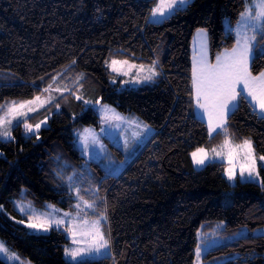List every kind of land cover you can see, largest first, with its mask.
Instances as JSON below:
<instances>
[{"label":"trees","instance_id":"trees-1","mask_svg":"<svg viewBox=\"0 0 264 264\" xmlns=\"http://www.w3.org/2000/svg\"><path fill=\"white\" fill-rule=\"evenodd\" d=\"M153 6L154 0H0V104L44 93L53 77H62L70 89L41 112L50 114L49 125L38 135L24 134L19 123L15 139H0V236L36 264H73L64 255L69 237L56 228L32 232L8 213L24 218L14 208L18 199L73 208L77 198L68 178L76 168L84 172L81 197L107 211L112 238L113 258L88 264H195L202 228L224 221L222 232L234 233L264 224V166H259L260 182L238 178L232 184L225 162L196 168L190 156L225 137L219 131L210 138L207 122L194 111V33L208 30L214 60L236 44L234 25L245 0H191L160 23L150 19ZM262 50L264 39L258 38L254 74L264 69ZM112 57L157 60L160 76L154 83L120 89V81L111 83L113 73L105 63ZM80 74L85 77L77 83ZM88 85L101 92L103 102L136 113L154 128L119 175L106 174L75 144L79 128L100 127L97 109L75 98L76 92H89ZM227 130L238 141L250 138L264 155V118L248 99L241 97L229 114ZM89 184L94 191L87 190ZM205 259L264 264V234L222 244ZM0 264L10 263L0 257Z\"/></svg>","mask_w":264,"mask_h":264},{"label":"snow or ice","instance_id":"snow-or-ice-1","mask_svg":"<svg viewBox=\"0 0 264 264\" xmlns=\"http://www.w3.org/2000/svg\"><path fill=\"white\" fill-rule=\"evenodd\" d=\"M191 0H154V6L150 10V19L153 23H160L163 19L168 18L170 14L178 10L185 9ZM246 7L240 13V19L237 21L238 31L236 44L231 49H225L223 52L216 55L215 62L211 63L207 54V30L198 29L197 37L199 38V51L193 56L191 69V85L192 93L195 100V107L201 110L200 115L207 118V131L211 138L214 133L222 131L225 135L223 143L217 148H212L209 152L204 147H197L190 153L194 165L203 166L210 162L215 157H222L227 150L229 168L226 169L227 178L234 180L236 177V159L240 157L239 175L242 179L251 180L258 176L257 159L264 162V155L258 158L255 155L252 140L244 139L243 142L235 146L236 151H233V145L228 139L227 118L230 112H233L238 107V98H250V104L254 109H259L261 118H264V71L258 75H253L250 70V61L254 56V48L257 43V38L264 39V0H245ZM242 29V31L240 30ZM264 51V50H262ZM75 64V61H72ZM113 72L123 75H129L131 69H136L135 77L131 82L141 83L152 81L159 75L157 71L158 61L153 60L150 65L130 64L129 61H117L113 59L111 63L105 62ZM121 64L124 69L118 68ZM83 74L77 79V83L82 80ZM43 79V78H41ZM55 82L56 77H53ZM130 81H125L128 83ZM51 85L44 89L45 92H50ZM65 91L67 89H64ZM56 91H61L57 89ZM246 93V96L244 95ZM76 99H83L82 96H76ZM54 97L49 96L47 99H41L40 96L34 97L32 100L25 101H8L0 104V138L11 137V127L15 121L17 126L23 122L24 128L29 133H37L41 125L46 122L40 121L35 126L27 122L29 113L36 112L38 107H44ZM85 104L98 105L103 113V118L108 121H123L126 119L115 113V110L106 104H101L100 100L95 102L86 100ZM59 107V105H57ZM118 126V125H117ZM136 127L144 131L148 130V125L142 122H136ZM103 131V129H102ZM88 135H81L82 147L84 150L89 148V145L99 143L98 138L90 129H85ZM141 133H134V136H139ZM127 144V141H125ZM102 148V146H101ZM264 166V163L261 164ZM70 181L72 177L68 178ZM264 188V183H261ZM80 190L76 189L77 203L75 205L76 214L66 212L59 218H36L29 216L28 227L38 231L47 232L53 227L61 230L65 225L67 218L68 226L63 227V231L69 237L71 243L64 249L65 257L69 258L73 264H88L86 258L93 256H103L104 258H113L111 251V233L106 234L104 230V222L108 217L106 211L99 212L94 220L83 219L80 215L85 209H96V203L84 201L79 195ZM83 204V208H82ZM30 207V206H29ZM2 209V206H0ZM19 211L24 212L25 208L21 205ZM21 220L19 223H23ZM240 235V234H234ZM203 247L197 244L195 256L197 264L203 254ZM0 255L12 261L13 264H23L20 257L15 252H10L4 242H0Z\"/></svg>","mask_w":264,"mask_h":264},{"label":"rangeland","instance_id":"rangeland-1","mask_svg":"<svg viewBox=\"0 0 264 264\" xmlns=\"http://www.w3.org/2000/svg\"><path fill=\"white\" fill-rule=\"evenodd\" d=\"M227 24H229L228 20H227ZM203 29H205V28H203ZM240 30L242 31V29H240ZM237 31H238V26L236 23L234 25V32H235L236 38H237ZM207 36H209L208 30H207ZM258 38H257V41H258ZM207 43H209L208 40H207ZM194 50L199 51V39H198V37H196V39L194 41ZM113 59H115L117 61L127 60V61H129L130 64H137V65L143 64L145 66H148L151 64V62L150 63L140 62V61H136V60L129 59V58H119V57H112L107 62L111 63V61ZM251 64H252V60L250 61V70L252 72ZM107 66H108V64H107ZM117 67L122 68V71L127 70V69H124L121 64H118ZM109 69L113 73L112 77L110 78L111 83L117 84L120 81L119 82V84H120L119 88L120 89L138 88V87H141V86L148 84V83L149 84L154 83L155 81L158 80V77L160 76V73H161V66H160V63L158 61L157 71L159 72V75L156 76L154 78V80L147 81V82H141V83H135V82H131V81H132L133 77H135L136 69H131V71L129 72V75H127V76L123 75L122 72L120 74H118L117 72H113L111 68H109ZM254 75H257V74H254ZM83 77H85V76L83 75ZM125 81H130V82L125 83ZM88 86H89L88 87L89 92H85V94H84V92H83V94L76 92V94L78 96H82L83 99H85V101L90 100V101L95 102L96 100H100L101 104L108 105L110 108L115 110L116 114H118L122 117H125L126 119H124L123 121L112 120V121L106 122L105 119L103 118V113L100 111V107L98 105H95V103L88 104V105L93 106L97 109L98 114L100 116V127L90 125V126H83V127L79 128L76 131L75 144L81 150V153L83 154V156L86 157V159H88L89 161L93 160V161H97L98 163H100L101 167L104 169L106 174L119 175L124 170V168L127 166V164L136 156V154L138 153L140 148L142 146H144L145 143H147V141L151 138V136L154 132V128H153V126L149 125L144 120H142L139 117V115H137L136 113L123 112V111L119 110L118 108H116L114 105H112L110 103L103 102L101 100V92L95 88H92L90 85H88ZM57 89H61V91L58 92V91H56ZM64 89H67V90L65 91ZM68 92H70L69 85L66 82L62 81V77L58 76L56 78L55 82L51 85L50 92H44V93L38 95L41 97L42 100L47 99L49 96L54 97V99L51 100L48 104H45L44 107H42V108L38 107L36 112L29 113L28 117L26 118L27 122L29 124L35 126L40 121L45 120V117H47L46 122L44 124H42L40 129L38 130V134L43 127H46L49 125L50 114H43V113L41 114V112H43L49 105H51L55 100H57L58 97L66 94ZM32 99L33 98L28 99V100H32ZM13 101H16V100H13ZM17 102H19V101H17ZM0 114H2V113H0ZM205 118L204 119L202 118V119L205 120ZM227 121H228V118H227ZM136 122H142L143 124L148 125V130L144 131L141 128H137ZM21 123H22L24 134H26V135L37 134L35 132L34 133L27 132L24 128L23 122H21ZM16 126H17V124L14 121L13 125L11 127V137L10 138H0V139H3V140L15 139L16 135L14 134V128ZM85 129H90L91 132L94 133L99 140V143L96 145L90 144L89 148L87 150L83 149L82 140H81L82 134L88 135V133H85ZM102 129H103V131H102ZM137 132H139L141 134L139 136H134V133H137ZM215 135H216V133H214L212 137H214ZM229 135H230V133H229ZM229 135H228V139L231 141V143L233 145V151L235 152L236 151L235 146L239 145L241 143H238L237 141H235L233 138L230 137L231 135L230 136ZM247 139H249V138H247ZM125 141H127V144H125ZM223 141H215V143H213V145H211V147H204V148L206 150H208L209 152L211 151L212 148H217V150L219 151L220 150L219 146L223 143ZM242 142H243V140H242ZM101 146H102V148H101ZM253 147L255 150V155L258 158L260 156V154L257 153L255 146H254V143H253ZM213 161H222V162L226 161L225 163H227V168L230 167V165L228 163V155H227L226 149H225V155L224 156L215 157L210 162H213ZM258 161H259V159H257V162ZM241 162L242 161H241L240 157H237V159H236V164H237L236 177L234 180H229L232 184L236 183L238 176L240 177V175H239V163H241ZM262 163H264V162H262ZM205 165H203V166L195 165V167L196 168H202ZM76 170H74V171L72 170L73 172L71 173V176H70V177H72V180L70 181L68 179L69 188L72 191H74L75 194H76L77 188L79 190H81V187H82V176L81 175L84 174L83 171H80L77 168H76ZM257 171H258L259 175L253 177L252 179L254 181L260 182L261 181V175H260L259 166H257ZM226 175H227V173H226ZM87 190L89 192L94 191L93 185L89 184ZM96 190L97 189L95 188V191ZM89 194H91V193H89ZM79 195H80V192H79ZM76 198H77V195H76ZM77 200H78V198H77ZM83 200L88 201V202H93L90 199L83 198ZM97 202L98 201H96L95 203H97ZM76 203H77V201H76ZM76 203H75V205H76ZM14 204H15L14 208L19 213L24 215V218H18L12 213H8L9 216L12 217L17 222L23 220L24 222L21 224L25 225L26 227H28V224H29V220H28L29 216H33L34 219H36V218L43 219V218H47V217L59 218V217H62L63 214L66 212H71V213H73V215L76 214L75 206L73 208H65V207H62L58 204L49 203V204H47L46 207H40V206L35 205L31 201H27V200H23V199L15 200ZM21 205L25 208L24 212L19 211V207ZM82 208H83V204H82ZM104 211L99 209V207L96 204L95 211L93 209L88 208V209H85L84 211H82L80 213V215L83 219L94 220L96 218V215L99 212H104ZM96 212H97V214H93ZM106 215L108 217L107 211H106ZM65 220H66L65 225L62 226L61 229H63V227L68 226L67 218H65ZM224 227H225V222L220 221V222L216 223L211 228H202L200 230V232L198 234V244H200L203 247L204 251H203V254L200 258L199 264H221L224 262V260L205 259V255L210 250H212V249H214V248H216L222 244L232 242V241H234L240 237L246 236L250 233L264 234V224L258 226L255 229H251L248 226H243L237 232H234V233L222 232ZM53 228H55V227H53ZM28 229L32 232H35V233H48L52 230V229H50L49 231L44 232V231H38L35 229H31L29 227H28ZM104 230H105L106 234L108 232H110V230H109V218L107 219V221L104 222ZM234 234H240V235H234ZM0 242H4L5 246L9 249L10 252L17 253L20 257V260L23 262V264H36L33 261L24 258L17 251H15L13 248H11L1 236H0ZM70 243H71V241H70ZM70 243L67 244V246H69ZM111 251L113 254L112 238H111ZM0 257L5 259L10 264H13V262L7 260L5 256L0 255ZM102 257L103 256L101 255V256H93V257L86 258V259L92 260V259H100ZM68 260H69V258H68ZM195 264H197V258H195Z\"/></svg>","mask_w":264,"mask_h":264},{"label":"crops","instance_id":"crops-1","mask_svg":"<svg viewBox=\"0 0 264 264\" xmlns=\"http://www.w3.org/2000/svg\"><path fill=\"white\" fill-rule=\"evenodd\" d=\"M196 37H197V30L195 31V33H194V36H193V40H192V63H193V56H194V54L195 53H197L198 51H195L194 50V41H195V39H196ZM199 39V38H198ZM207 40L209 41V36H207ZM232 48V47H231ZM231 48H227V49H231ZM225 49H223V50H221L220 52H218V54L219 53H221V52H223ZM254 53H255V48H254ZM207 54H208V59H209V61L211 62V63H214L215 62V59L214 60H212L211 59V56H210V45H209V43H207ZM216 58V57H215ZM262 71H264V69L262 70ZM253 74V73H252ZM254 75V74H253ZM258 75V74H257ZM245 96H246V93L244 94ZM241 98V97H240ZM240 98H238V101H237V103L239 104V101H240ZM248 100L250 101V98H248ZM258 112H259V109H256ZM194 111H195V113L197 114V116H199L200 118L202 117L201 115H200V112H201V110H199V109H197L196 107H195V100H194ZM231 113V112H230ZM203 119L205 118V117H202ZM205 120H206V122H207V119L205 118ZM154 133V132H153ZM231 135V136H230ZM229 136L231 137V138H233L235 141H237L238 143H242V141H238V140H236L235 138H234V136H233V134H230ZM225 139V137H223V138H221L220 140H218V141H223ZM208 147H211V146H208ZM223 162H226V161H223ZM227 164V163H226ZM260 164H262V162L261 161H258L257 162V166H260ZM238 178H240L239 176H238ZM240 179H242V178H240ZM242 180H244V179H242ZM245 180H248V179H245ZM251 180H253V179H251Z\"/></svg>","mask_w":264,"mask_h":264}]
</instances>
